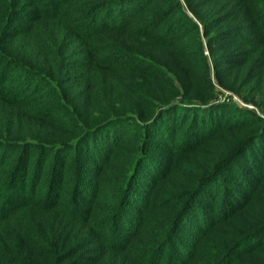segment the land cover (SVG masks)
<instances>
[{
  "label": "trees",
  "instance_id": "trees-1",
  "mask_svg": "<svg viewBox=\"0 0 264 264\" xmlns=\"http://www.w3.org/2000/svg\"><path fill=\"white\" fill-rule=\"evenodd\" d=\"M184 1L213 34L208 45L237 38L220 84L259 106L264 68L259 79L241 74L264 63V47L250 48L264 37V0ZM198 33L180 0H0V223L10 227L0 264L263 260L264 119L213 104L192 67ZM111 36L141 42L143 60L127 69ZM31 75L43 79L20 83ZM70 80L92 94L73 115L60 102ZM108 129L104 147L96 140Z\"/></svg>",
  "mask_w": 264,
  "mask_h": 264
},
{
  "label": "rangeland",
  "instance_id": "rangeland-1",
  "mask_svg": "<svg viewBox=\"0 0 264 264\" xmlns=\"http://www.w3.org/2000/svg\"><path fill=\"white\" fill-rule=\"evenodd\" d=\"M180 2H181L183 14L186 15L195 24H197L199 26V33L198 34H200L201 40L200 41L194 40V43L196 45L193 46V48L197 49L198 54L197 53H193L194 63H193L192 67H194V71H196L195 76L203 77L202 79H204L205 81H207V80L209 81L210 80V84L212 85V88H213L212 93H214L213 94V100H212L213 104H228V105H230L231 108H234L235 110H237V109H243V110L247 109V110H250V111L254 112L257 117H260V118L264 119V83L263 82H261V84L263 85L262 88H261L262 94L258 95V98H256V103L259 106H257L256 104H254L252 102H248V100H249L248 98H251V95H248L246 92H243V91H239L238 92V90H236V89H228L226 87L221 86V84H220V80H221L226 85L227 84L226 81L228 79L227 78L228 77V73H231V70H227L226 71L223 68L222 61L225 58H227V57L233 56L234 53H236V52H238L240 50L238 45L234 44V43H238V42H236L237 38L230 37V38H226L227 42H225V43L224 42L222 44H217L216 43L213 46L210 45V44L208 45V40L207 39L209 37H211L213 34H209V36L206 37L205 36V32H204V28H203V24L189 10V8H188V6H186L184 0H180ZM207 6H208V4H207ZM205 8H206V6H203L202 9H205ZM205 13L206 12L201 11V12H199V15L201 17H204ZM172 17H174V19H175L177 17H183V16L174 14V16H172ZM231 18L233 19V21H235L233 16H231ZM179 21L180 20L178 19V22ZM174 25H176L177 29L179 28L180 31L188 30L189 27H190V25L186 21H184L182 23H175ZM242 33H244L247 36H249V35L251 36L253 34V32L251 30L247 29V27L242 29ZM196 37H197V35H196ZM256 40L258 42H256L250 48H252V47H254V48L264 47V37H259L258 36L256 38ZM107 41L110 44L111 43L112 44H117V45H119L121 47V49H122L121 53L125 54L126 55L125 59L130 61L129 65L127 64V69H131L129 67L133 66L136 63V61H135L136 59L143 60V58L141 56H136V49H137V51L140 49V47H142V50L145 49V46L142 45L141 42H139V41L136 42V40H134L132 38L125 37V36H120L118 38H113V36H111V37L108 38ZM199 42H201V44H199ZM228 43H232V45H230ZM210 46H212V47H210ZM130 54H132V55H130ZM66 55H69V57H70L68 59L69 61L71 59H74L73 58L74 55L71 52V50L66 52ZM201 59H203L204 62ZM69 63L70 62L65 64V70H69L70 69V64ZM250 65L251 64L249 62L247 67H246V69L244 70L243 74H241V76L242 75H243V77L248 76L250 78L256 77V79H259L260 78V74L258 72H255L254 70L258 69V68L260 69L262 67L264 68V63H262V65L260 67L254 66L252 69H249ZM13 73L10 75V79L13 76ZM162 73L169 74L166 71H164ZM161 75H164V74H161ZM169 76H171V75H169ZM233 76L235 78L234 71H233ZM73 77H74V72L71 71L70 75H69V78H73ZM42 79H43V77L31 75V76H27L26 78L22 79L20 81V83H23V84L27 85L28 81H29L30 85H31V84H33L36 81L40 82ZM77 83L78 82H76V80L68 81V83L65 84L64 88L71 87L72 91L71 92L63 91L62 95H66V96L65 97L62 96L61 99H60V102L63 103V105H65L67 107H69L68 103H70L69 112H70L71 115H73L74 112H76V111L73 110L71 105H79L80 110L84 109L86 111L87 107L90 106V103L92 101V94H91L90 89L89 88H85L84 89L83 86H79V87L73 86V85H75ZM136 85H141L138 77L136 78ZM136 85H135V87H136ZM81 94H83V96H82L83 98L82 97L80 98L79 95H81ZM107 94H108V92L103 93V95L100 96V99L105 101L106 100L105 97L107 96ZM85 98H87L89 102H85L84 101ZM66 102H67V104H64ZM94 102L95 101H93V103ZM95 106H97V105H95ZM59 109H61V108H59ZM61 111H62V109H61ZM131 124H132V122H131ZM111 133H113L111 129L104 130V132H101L100 133L101 136H99L98 139L96 140L97 143H100V142L104 141L107 138V136L110 135ZM111 135H113V134H111ZM103 146L104 147L106 146V140L104 141ZM12 149L9 148V152L8 153H11ZM126 149L127 148H125L123 150L125 151ZM20 151H21V148L17 149V152H20ZM71 154H73V152ZM50 159H51V156H49V160ZM73 160H76V159H73ZM110 176H111V174H110ZM110 185H105V186L108 189V188L112 187ZM29 189L30 188L28 186L26 191L28 192ZM40 191H39V193H40ZM43 193L44 192H42L41 195L37 196V199H41V200L45 201L46 193H44V196H42ZM111 195H112L111 193L110 194H108V193H103L102 194L103 199H104V203L100 204V207L102 209H105V208L107 209L111 205L110 203H111V201L113 199ZM38 210L39 209H37L36 211H33V212L35 213ZM42 210H44V209H42ZM103 211L104 210H102V212ZM39 212L41 214L40 215L37 214L38 218H36V219H38L39 221H41V219H42L43 222L48 223L50 228H51L50 224H52L54 222H57V220L55 219L54 213L49 214V213H46V212H44V213L41 212V211H39ZM9 228H10L9 225H6V223H0V238L2 236L4 237V234L7 233V230H9ZM1 243H2V239H0V244ZM133 258H135V256ZM259 259L260 258H258V259L253 258V260L242 259L239 262H237V264H264V256H263V260H259Z\"/></svg>",
  "mask_w": 264,
  "mask_h": 264
}]
</instances>
